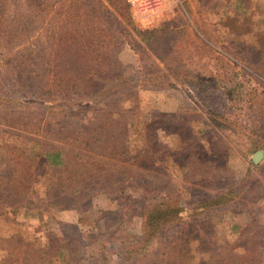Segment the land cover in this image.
<instances>
[{"label":"rangeland","instance_id":"rangeland-1","mask_svg":"<svg viewBox=\"0 0 264 264\" xmlns=\"http://www.w3.org/2000/svg\"><path fill=\"white\" fill-rule=\"evenodd\" d=\"M0 5L11 21L12 52L25 47L14 62L33 79L38 71L50 78L57 67L71 85L79 84V49L104 54L105 69L116 67L139 80L154 61L115 22L104 0H0ZM128 9L138 29L180 28L212 49L191 39L190 46L181 42L167 53V38L157 49L162 64L186 65L204 76L213 70L226 77L236 73L241 109L263 91L264 0H164L151 14L129 4ZM57 30L76 39L59 41ZM92 32H107L112 40L88 43ZM193 95L176 84L142 82L69 117L29 109L9 126L0 114V235L11 233L22 254L43 249L51 258L60 249L64 259L58 264H121V236L138 234L135 210L143 196L165 192L181 223L162 231L142 259L126 264H188L199 258L222 264L218 256L226 243L238 253L248 248L250 256L257 250L254 257L264 264V107L254 105V114L241 110L240 145V139L208 124L212 115ZM245 146L255 147L241 157L238 150ZM49 150L61 153V165H43ZM256 150L262 156L253 163ZM220 192L225 203L200 209L209 206L205 198ZM189 199L195 203L187 207Z\"/></svg>","mask_w":264,"mask_h":264},{"label":"trees","instance_id":"trees-1","mask_svg":"<svg viewBox=\"0 0 264 264\" xmlns=\"http://www.w3.org/2000/svg\"><path fill=\"white\" fill-rule=\"evenodd\" d=\"M104 2L107 5L106 9L113 12L115 22L132 34L137 42L143 43L153 56L154 61L156 59L157 62L153 61L151 68L142 72V78L139 80L137 77L127 76L125 72L116 67L105 69L101 63L104 54L98 53L99 55H96L92 53V50L86 52L79 49V62L80 59L83 60L82 65L79 64V76H76L79 78L75 79L79 81V84L74 82V85H71V81H67L64 76L59 74L57 67L54 68L52 77L40 76L38 71L34 75L39 79H33L27 70L20 67V61L14 62L16 54L24 50L22 48L25 47L20 46L15 52H12V35L8 30L11 21L10 18L4 15L0 5V114L5 122L9 126H11V123L13 125L19 124L21 122L19 120L24 119L22 114L29 109L40 110V112L45 110L47 113H53L61 117L73 116L77 111L80 114L82 111L93 109L99 103H104L110 97L124 93V91L130 90L142 82L156 87L176 84L186 92L192 91L197 94V96H192L197 105L207 107L208 113L212 115L211 118H208V124L218 131L226 130L227 134L234 137V139H240L241 145V137H243V134H241V110L246 107L247 111L249 110L254 114V105L264 107L263 97H261V94H264V88L262 92H258L260 99L257 95L255 100L251 97L247 98V101L244 102L245 106L241 109V81L238 80L236 73L226 77L222 71L213 70V72L204 76L192 68L189 70L186 65L177 67L162 64L164 58H159L160 53L157 52V49H162L165 45L164 40L169 38L170 43L166 51L170 53L176 48H181L182 43L190 46L192 44L191 39L199 41L194 32H189V36H185L180 28L138 29L133 24L128 3L125 0H104ZM54 34L57 35L59 41L76 39L72 33H67V31L57 30L54 31ZM89 37L91 40H85L88 43L97 41L107 42L108 45L109 41L112 40L107 32H92ZM79 39L83 40L85 36L80 34ZM177 42L178 45H176ZM199 42L203 47L212 50L203 41L200 40ZM86 55L89 56V59L86 58ZM101 57L103 59H100ZM98 60L99 63L92 65L93 62ZM66 84H69V87L63 91L62 86ZM198 95L203 97H198ZM214 115L217 120L214 119ZM262 116L260 123L263 124L264 128V114ZM248 121L249 116L247 114L246 122ZM252 122H254V126L258 123L257 119L252 120ZM260 130L264 135V130L262 128ZM242 142L244 141L242 140ZM253 147L245 146L243 150H238V153L241 157H244ZM60 155L61 153L58 150L45 151L43 153V165L47 168L61 165L62 158ZM9 181L14 183L13 179H7V183ZM143 197L142 204L135 210L139 218L138 234H124L121 236L123 238V245L119 246L121 264L142 259L162 231L180 224L183 219L179 215L180 211L175 209V206L171 203L169 194L161 192L160 194H148ZM224 200L222 192L215 193L203 200L209 206L207 208L202 206L200 209L204 211L216 208L225 203ZM194 203L192 199H189L185 202V206L188 207ZM194 211L195 209L188 212L186 216L192 215ZM1 212L0 210V214ZM124 216L125 220L130 219V214L127 212L124 213ZM96 230L97 226H92V229H89V236H94ZM245 233V230L240 231L241 235ZM10 234L0 235V250L4 253L3 257L0 258V264H58L59 260L64 259L63 252L60 249L56 250L51 258H47L43 249L22 254L18 246L13 245V238ZM236 248L237 246H231L228 243L223 245L221 254L218 256V258L220 257L219 261L222 264H253L252 262L255 263V261L256 264H260V261L254 257V255L259 256L257 250H254L255 253L250 256L248 248L242 247L241 253L236 252ZM188 264H203V260L199 258L197 261Z\"/></svg>","mask_w":264,"mask_h":264},{"label":"built area","instance_id":"built-area-1","mask_svg":"<svg viewBox=\"0 0 264 264\" xmlns=\"http://www.w3.org/2000/svg\"><path fill=\"white\" fill-rule=\"evenodd\" d=\"M127 3L136 9V11H146L154 13L156 10L160 9L164 0H126Z\"/></svg>","mask_w":264,"mask_h":264},{"label":"water","instance_id":"water-1","mask_svg":"<svg viewBox=\"0 0 264 264\" xmlns=\"http://www.w3.org/2000/svg\"><path fill=\"white\" fill-rule=\"evenodd\" d=\"M262 156V152L260 150H256L251 154V160L253 163H256Z\"/></svg>","mask_w":264,"mask_h":264}]
</instances>
